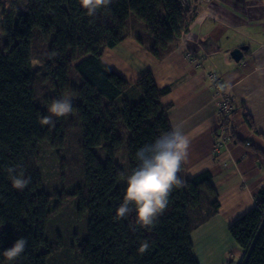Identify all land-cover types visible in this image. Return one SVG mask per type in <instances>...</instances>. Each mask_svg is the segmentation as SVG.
Wrapping results in <instances>:
<instances>
[{"label":"trees","instance_id":"trees-1","mask_svg":"<svg viewBox=\"0 0 264 264\" xmlns=\"http://www.w3.org/2000/svg\"><path fill=\"white\" fill-rule=\"evenodd\" d=\"M193 19L182 0H113L92 16L79 0L12 2L1 21L7 53L0 49V264H50L57 250L59 243L48 234L55 197L44 189L40 147L62 149L71 115L82 130L85 179L72 193L60 191L56 208L72 201L78 216L87 219L86 238L77 246L81 264H199L190 235L220 208L209 171L190 178L183 164L177 174L183 186L173 189L151 229L132 227L135 211L116 219L126 177L137 165L135 153L172 129L171 107L162 103L170 88L160 89L152 72L130 83L102 60L106 48L117 46L130 30L139 32L138 25L143 27L138 42L163 60ZM34 60L49 83L44 102ZM61 97L71 98L72 112L53 116L54 127L41 125L52 101ZM246 120L255 130L248 115ZM13 166L30 178L22 191L12 187L7 168ZM229 233L244 251L241 264H264V188L256 207ZM21 237L27 240L24 252L9 261L3 253ZM143 241L150 247L141 254Z\"/></svg>","mask_w":264,"mask_h":264},{"label":"crops","instance_id":"crops-1","mask_svg":"<svg viewBox=\"0 0 264 264\" xmlns=\"http://www.w3.org/2000/svg\"><path fill=\"white\" fill-rule=\"evenodd\" d=\"M185 1L194 19L165 59L138 42L136 35L143 30L138 25L139 32L130 30L121 43L106 48L102 60L130 83L152 72L160 89L170 88L162 103L171 107V126L179 125L190 140L184 173L192 178L209 171L219 194L218 213L190 235L193 254L197 241H229L241 259L231 262L225 254L218 264L226 259L241 264L244 251L229 227L256 207L264 188V0ZM240 47L248 49L236 62L231 53ZM210 72L222 77L231 97L234 108L227 124L220 119ZM201 257H195L199 264L210 263Z\"/></svg>","mask_w":264,"mask_h":264},{"label":"clouds","instance_id":"clouds-1","mask_svg":"<svg viewBox=\"0 0 264 264\" xmlns=\"http://www.w3.org/2000/svg\"><path fill=\"white\" fill-rule=\"evenodd\" d=\"M112 2L113 0H79L88 16L94 15L101 8H107ZM72 110L70 97L53 100L48 108L50 115L44 116L40 123L54 127L53 116L65 117ZM189 145L188 136L179 125H174L170 131L161 133L153 143L137 150V165L126 177L127 187L123 201L116 210V219L126 218L135 211V223L132 227L151 229L154 226L157 217L168 207L173 189L183 186V181L177 174L187 160ZM7 172L12 187L16 190L22 191L30 183V178H25L23 171L18 172L15 166L7 168ZM26 245L25 238H18L3 255L13 261L24 252ZM149 247V242L143 241L139 252L143 254Z\"/></svg>","mask_w":264,"mask_h":264},{"label":"rangeland","instance_id":"rangeland-1","mask_svg":"<svg viewBox=\"0 0 264 264\" xmlns=\"http://www.w3.org/2000/svg\"><path fill=\"white\" fill-rule=\"evenodd\" d=\"M13 1L0 0V49L5 54L7 51L4 50V33L1 21ZM39 63V60H34L38 76L37 92L41 102H44L45 97L48 96L49 83L43 81V71L38 66ZM65 123L68 129L65 145L61 150H58V148H52L47 143H42L39 169L44 189L55 197L51 205L55 204L54 209L57 210L49 222L48 234L51 241H53L52 243L57 241L60 245L54 243L57 250L53 253L50 264H81L77 246L80 241L86 238L87 219L86 217L78 216L76 206L72 201L68 200L58 209L56 208L59 203L58 193L63 191L69 194L76 191L84 185L85 179V169L80 148L83 140L81 126L73 115ZM213 245L219 250V253L209 260V264H218L220 256L224 258L227 256L231 262H233V259L235 261L241 259V252L239 254L233 244L227 245L221 241H213ZM197 248L198 246L196 247L197 253L195 252V257L198 258L200 255L204 257ZM225 254L226 256H224ZM202 257L201 260L203 259ZM231 262L228 259L224 260L225 264H230ZM202 264H205V262Z\"/></svg>","mask_w":264,"mask_h":264},{"label":"built area","instance_id":"built-area-1","mask_svg":"<svg viewBox=\"0 0 264 264\" xmlns=\"http://www.w3.org/2000/svg\"><path fill=\"white\" fill-rule=\"evenodd\" d=\"M206 1L210 2L212 0H206ZM182 4L185 7L188 6L185 0H182ZM208 78L211 81L214 94L218 100L219 115H220L221 122L223 124H227V122L229 121L232 115L233 108H234L231 102V97L227 94L226 89L223 85L222 77L220 75L210 72L208 73Z\"/></svg>","mask_w":264,"mask_h":264},{"label":"bare ground","instance_id":"bare-ground-1","mask_svg":"<svg viewBox=\"0 0 264 264\" xmlns=\"http://www.w3.org/2000/svg\"><path fill=\"white\" fill-rule=\"evenodd\" d=\"M199 244L198 248L201 251V254L205 257V259L211 260L212 257H215L218 255L219 250L216 249V247L213 245V241H197ZM228 245V241H221Z\"/></svg>","mask_w":264,"mask_h":264},{"label":"water","instance_id":"water-1","mask_svg":"<svg viewBox=\"0 0 264 264\" xmlns=\"http://www.w3.org/2000/svg\"><path fill=\"white\" fill-rule=\"evenodd\" d=\"M248 49V47H240L236 48L232 51L231 56L236 62H239L244 57V52Z\"/></svg>","mask_w":264,"mask_h":264}]
</instances>
